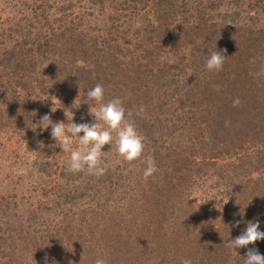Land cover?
I'll use <instances>...</instances> for the list:
<instances>
[{
	"label": "trees",
	"instance_id": "trees-1",
	"mask_svg": "<svg viewBox=\"0 0 264 264\" xmlns=\"http://www.w3.org/2000/svg\"><path fill=\"white\" fill-rule=\"evenodd\" d=\"M213 50L226 56L218 72ZM96 84L145 144L132 162L105 145L100 177L68 171L37 127L57 109L56 122L94 123L82 98ZM0 136L13 158L12 140L26 147L33 170L27 194L0 185V264L264 255V240L228 247L249 221L264 231V0H0ZM148 158L158 170L145 179Z\"/></svg>",
	"mask_w": 264,
	"mask_h": 264
},
{
	"label": "clouds",
	"instance_id": "clouds-1",
	"mask_svg": "<svg viewBox=\"0 0 264 264\" xmlns=\"http://www.w3.org/2000/svg\"><path fill=\"white\" fill-rule=\"evenodd\" d=\"M225 58L226 56L222 52L213 50L206 61L207 70L216 72L222 70ZM161 60L169 65L176 62L175 58L171 56L161 57ZM86 98V100L82 98L86 104L87 100L95 102V106L89 109L94 123H75L73 122V113H71V122L67 125L65 122H53L47 114L37 124V127H40L42 131L50 127V135L57 146L62 152L69 154L68 171L72 173L86 171L89 175L103 176L106 168L102 166V156L105 152L102 151V148L105 145L111 147L113 142L116 145L117 153L125 161L132 162L139 159L145 148L144 137L138 132L134 123L126 119L123 101L117 97L105 102V89L100 84L87 90ZM239 104V98L233 100L234 107ZM113 132L116 134L115 139ZM73 141L78 143L77 148H73ZM157 170L155 161L148 158L143 170L144 178L152 176ZM227 202L228 200L225 203ZM236 223L238 225L239 221ZM261 240H264V231L260 230V222L258 220L249 221L239 236L229 239L228 247L235 250L247 248L248 245ZM244 257V264H264V255L255 248L248 249ZM95 264H107V261L103 257H98ZM182 264H192V261L184 259Z\"/></svg>",
	"mask_w": 264,
	"mask_h": 264
},
{
	"label": "rangeland",
	"instance_id": "rangeland-1",
	"mask_svg": "<svg viewBox=\"0 0 264 264\" xmlns=\"http://www.w3.org/2000/svg\"><path fill=\"white\" fill-rule=\"evenodd\" d=\"M223 2H226V0H222V3ZM74 113H79L81 117H83V115L86 114L77 109H74ZM63 115L64 113L60 109H57L56 115L50 114V118L53 122H56L57 119H61ZM6 141H7L6 139H3L2 136H0V143L4 144ZM13 142L14 144H12ZM11 145L15 147V148H12L13 149L12 151L16 153L17 155L16 158L12 157V152L8 153L7 149L3 147L2 145H0V185L3 187H8V189L11 191L12 186H14L13 181L15 182L17 180V182L20 184L16 188L18 189L20 193L24 195V194H27L26 191L28 189H26V191H23V189L30 187L28 181H33V178H32L33 170L27 167V165L31 164V161L27 160L25 162V160H19V157L21 155H24V157H27L26 147L24 145H22L21 147L19 145V142L16 139L11 141L10 146ZM13 163H14V166H13ZM15 164L16 165L21 164V166H18V165L16 166ZM195 192L198 194V193H201V190L196 188ZM30 201L32 200L30 199ZM27 203L28 202L25 201L23 205L27 206ZM198 211L201 212L202 209L200 208ZM212 223L213 222H211V226H212Z\"/></svg>",
	"mask_w": 264,
	"mask_h": 264
}]
</instances>
